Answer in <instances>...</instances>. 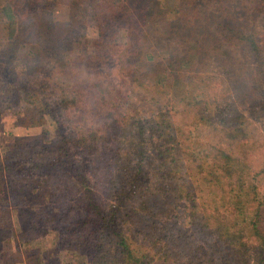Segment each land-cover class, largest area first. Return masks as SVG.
<instances>
[{
  "label": "trees",
  "instance_id": "1",
  "mask_svg": "<svg viewBox=\"0 0 264 264\" xmlns=\"http://www.w3.org/2000/svg\"><path fill=\"white\" fill-rule=\"evenodd\" d=\"M37 1L39 8H53L57 0ZM224 1L222 9L209 11V0H191L186 9L144 0L146 10L139 17L155 24L160 39L169 38L159 61L150 51L134 61L141 43L131 50L130 37L117 58L116 32L106 31L97 14L90 12L88 21L98 27V45L93 61L73 78L64 69L60 72L63 56L58 54L79 46L84 35L80 29L85 27L75 30L71 22L37 23L35 14L17 10L12 0H0L8 28L2 62L10 55L33 73L45 56L50 60L49 73L55 71L52 76L58 82L57 98L50 103L44 96V80L31 88L0 78V94H12L14 105L23 101L44 117L39 134L17 137L14 152L0 157V202L26 198L19 191L21 185L40 184L51 176L57 179L51 201L42 203L34 214L27 217L23 207H13L18 225L9 242L20 250L25 264H59L55 261L61 256L74 264H264V163L252 172V165L232 149L198 141H192L197 147L189 151L190 131L175 130L166 121L165 106L170 105L174 113L186 107L196 131L199 125L214 126L222 138L237 143L242 139L239 147L250 148L252 138L264 147V107L257 125L245 114H251L245 107L254 106L253 101H264V35H260L264 0ZM234 10L243 12V18L232 17ZM204 15L217 29L214 33L209 29L201 46L195 25ZM26 44L29 50L20 55ZM197 64L233 75L235 97L229 86L206 84L203 75L184 79L182 70ZM109 65H114L112 71L127 72L142 91H121ZM245 75L250 79L243 80ZM31 79L27 84H33ZM223 90L219 103L213 104ZM140 102L149 104L151 126L128 120ZM4 104L0 100V114ZM211 106L216 111H236L231 118L217 120ZM214 122L221 123L219 129ZM149 132L156 134L150 145ZM260 134L262 139L256 138ZM101 192L107 199L102 205L96 201ZM65 194L73 198L68 205L62 204ZM176 208L181 210L179 215ZM68 215L69 221L62 224ZM199 235L205 240L199 242ZM92 255L96 257L88 261Z\"/></svg>",
  "mask_w": 264,
  "mask_h": 264
},
{
  "label": "rangeland",
  "instance_id": "2",
  "mask_svg": "<svg viewBox=\"0 0 264 264\" xmlns=\"http://www.w3.org/2000/svg\"><path fill=\"white\" fill-rule=\"evenodd\" d=\"M9 1V0H8ZM48 0H44L43 3H47ZM13 4L17 7V10L26 12L27 14L33 13L35 14L34 22H71L75 25V30L79 29V26H84L85 30L80 29V33H84L83 37L81 38L82 43L79 46L75 47H69L70 50L64 54H58L62 55V66L59 67L60 72L64 69L66 76H71L75 78V74H81L83 72L84 66H86V63L92 62L91 59L92 55L94 54V51L96 50V45H98V40H96V30L98 27L93 24H91V21H88L90 12H95L97 14V19L100 21L103 27L115 31L116 35H114L115 40L113 43L114 45H118L119 48L115 52V56L122 55V51L124 47L126 46V43L128 42V38L130 37L131 42L133 43L131 50L135 48V43L139 42L141 43V46L137 48V53L134 57V61L141 60L139 58L143 57L145 55V52L150 51L153 52L152 55L156 57V60H160L162 56L165 54L166 47L163 45L165 43V39L169 40L168 37H164L163 39H160L162 37L158 32L156 31V26L152 22H146L144 19H141L139 17V12L146 10V5L144 0H57L53 8H39L38 1L37 0H12ZM90 2V3H89ZM159 4H164L169 7H180L181 9H186L188 6L191 5V0H157ZM210 4L208 5L209 11H216L219 9H222L223 6H225L224 0H209ZM235 2L239 3H250V0H235ZM257 2V1H256ZM4 2L1 1V5ZM89 3V4H88ZM252 3V0H251ZM258 3V2H257ZM253 4V3H252ZM137 12V13H136ZM82 13V14H81ZM203 13H207L206 11H203ZM81 16H78L80 15ZM232 17H235L236 15H240V18H243V12H237L236 10L231 12ZM248 16V15H247ZM249 17V16H248ZM201 19L196 20L195 30L197 31L199 37L196 35V40H199V44L203 46L205 44L206 40V33H210L209 29L212 27V31L214 33L215 29L217 27L215 26V23L213 20L210 19L208 15L200 16ZM239 18V19H240ZM180 22V21H178ZM7 20L4 17L3 14L0 12V55L3 56L2 49L5 45V42L7 41L6 37L8 36V28H7ZM259 24V22H258ZM189 26V25H187ZM136 29V30H135ZM142 30H145L146 34H142L139 32ZM260 30V29H259ZM131 31H134V34L132 36ZM200 31V32H199ZM261 31H264L261 29ZM264 35V32H260V35ZM106 34V32H105ZM259 35V36H260ZM205 36V38H204ZM36 35H33V41L35 39ZM264 37V36H262ZM66 39V43L69 42V38ZM190 39V38H189ZM73 39L70 38V42H72ZM142 41V42H140ZM160 44H159V43ZM116 47V46H114ZM175 47L181 48V45L176 44ZM236 48V46H234ZM233 47V48H234ZM72 48V50H71ZM29 50V44H26L23 48L19 50V54L22 55L23 53H26ZM201 53L204 51L206 53V50L204 48H199ZM203 50V51H202ZM181 54H185L186 52L183 50L180 51ZM108 54V52L106 53ZM2 56H0V78H5L6 83L9 84V82L14 81V85L22 84L25 87H37L41 84V82L44 80V89H46L45 99L53 103L55 99L57 98V91L56 88L58 87L57 84L54 82L53 73L55 71H52V73H49L51 70L49 67L50 60L45 58V56H42L39 58V61L37 63L36 70L32 73L28 68L24 67L20 63L13 62V57L8 55L7 61L2 62ZM204 56V55H203ZM115 57V58H116ZM16 58V57H15ZM118 58V57H117ZM207 60V59H206ZM206 60L203 62L205 65ZM2 62V63H1ZM114 62V61H113ZM192 63H198L197 60H194ZM112 65V64H111ZM109 65L108 67L110 71H112L113 66ZM203 65V66H204ZM202 66V67H203ZM136 67V66H135ZM133 67V68H135ZM198 67V68H196ZM57 69V72L58 70ZM45 73H49L45 75ZM184 79H192V78H198L200 75H203L206 77V84L215 86L216 88L223 89L224 86H229L231 91V97H235V85L236 82L234 81L233 75H223L220 71H218L217 68L214 66H211L207 69H202L200 67V64H197L196 66H191L187 70H182ZM125 74V75H124ZM35 75V76H34ZM45 75V76H43ZM47 76H49V79H47ZM112 76L114 81L116 82V86L121 89V91L130 93V89L135 91H142V88L138 85V83L134 80V78H130L128 76L127 72L121 71H112ZM32 77H37L38 80L31 79ZM136 77V76H133ZM139 77V76H137ZM28 79H31V82L33 84H27ZM82 82L85 81L84 77H81ZM142 80L140 77L138 78ZM249 80L250 78L245 75V78L243 77V80ZM49 80L46 86V81ZM89 81V80H88ZM87 81V82H88ZM79 80V83H82ZM125 82V83H124ZM78 83V84H79ZM225 90L218 95V98H216L215 102L213 104L219 103V97L223 95ZM132 92V93H133ZM147 93V91L145 92ZM12 94H0V100L5 103L6 109L2 111L0 114V157L3 159L5 155H8V153H13L15 150L14 144L15 139L19 136H31V135H37L41 131L43 116L39 111H34L31 106H28L25 102L20 101L18 102L19 106L14 105L13 99H11ZM257 96L254 97L256 99ZM149 97L147 98V100ZM231 100V99H230ZM162 101V100H161ZM254 106L248 105L245 108L249 109L251 111V114L245 113L246 115H250L249 119L250 121L253 120V124H256V121L258 123L261 122L259 116L261 114V110L264 107V101L263 99L259 101H253ZM142 103V102H140ZM164 104V103H163ZM212 104V105H213ZM139 105V104H138ZM148 103L144 104L142 103L138 107L137 112H131L129 113V118L132 123L136 122H142L146 123V125L151 126L152 116L150 115V111H146V107H148ZM166 104H164L165 106ZM12 106V107H11ZM184 106V105H182ZM221 106V104H220ZM168 114L166 121H171L172 128L180 129L182 132L184 131H190L191 141L189 142V151L195 150L196 145L192 144V141H198L202 145L206 144H212L214 147H223L224 149H232V153L236 154L238 157L241 158V160L244 158L245 161L249 162L252 165V172H255L263 165L264 163V147H260L259 141H257L255 138L250 139V148L249 147H239V145H243L244 141L242 139H239V142L237 143L235 140H230L225 137H220L217 135V130L210 126L206 125H199V129L196 131L193 125H190V116L187 115V108L184 107V112L180 113H174L172 111L171 106L167 105L165 106ZM214 108V106H211ZM211 109V108H210ZM210 109L207 107V112L210 111ZM239 111L242 110V108H238ZM153 111V109H150ZM236 109H228V108H221L219 111H216L214 108L213 113L215 114V119H228L231 118L232 115L235 114ZM246 111V110H245ZM179 123V124H176ZM215 126L219 127L220 124L213 123ZM179 125V126H177ZM262 127H260V131L262 132ZM263 135V134H262ZM156 136L155 133L149 132L148 134V145L149 143L153 141V137ZM261 136V134H260ZM264 136V135H263ZM256 138L262 139L258 136ZM181 139L179 140V142ZM200 144H198V149L200 148ZM154 150L156 149L155 146ZM153 152V150H152ZM184 153V151H182ZM57 179L55 176H51L47 179H45L40 184H24L19 186L20 193L26 194L27 197L24 199H8L6 202H0V264H25L24 257L20 250L16 249L14 245L9 242V239L14 233L15 227H17L18 223L16 222V216L14 214L13 207L19 206L24 208V215L29 217V215L34 214L38 207L42 203H48L51 201V197L53 195V191L56 186ZM70 194H65L61 199H63L62 204L68 205V201H71L69 199L71 198ZM107 199L103 195V193H99V199H96L97 203L100 205L105 204V201ZM73 202V201H71ZM19 203V204H17ZM6 205V208L4 209V206ZM180 208V205L177 207ZM176 208L177 214L179 215L181 213V210H178ZM8 220L11 221V226L7 224V216ZM70 216H74V213L70 214ZM65 220H62V224H64L66 221H69L70 217L69 215L64 218ZM32 233V231L30 232ZM29 233V235H31ZM199 233V231L197 232ZM186 236H190V233H185ZM199 242H202L205 240L204 235L198 236ZM51 246V242L47 243V247ZM96 257L95 255L90 256L88 259L91 260L92 258ZM111 256H107L108 262ZM76 259V257L72 258ZM55 263L59 264H74L72 261H65L63 260L62 256L59 257V260L55 261ZM110 263V262H109Z\"/></svg>",
  "mask_w": 264,
  "mask_h": 264
}]
</instances>
